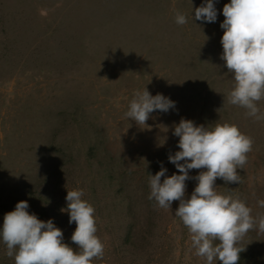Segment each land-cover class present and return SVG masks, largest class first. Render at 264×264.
<instances>
[{
    "label": "rangeland",
    "instance_id": "obj_1",
    "mask_svg": "<svg viewBox=\"0 0 264 264\" xmlns=\"http://www.w3.org/2000/svg\"><path fill=\"white\" fill-rule=\"evenodd\" d=\"M213 2L217 19L208 23L195 20L206 0H0V228L27 201L77 249V225L61 209L67 191L82 190L104 245L92 264H208L175 215L179 202L164 209L149 199L150 176L161 164L166 175L180 174L168 157L180 150L173 132L182 118L228 123L253 144L239 183L217 178L216 191L244 202L257 220L238 245V264H264V119L229 102L235 81L221 59L220 25L230 0ZM145 87L175 108L154 111L143 125L125 113ZM256 103L264 116V98ZM196 184L186 181V198ZM6 253L0 237V264H15Z\"/></svg>",
    "mask_w": 264,
    "mask_h": 264
},
{
    "label": "clouds",
    "instance_id": "obj_2",
    "mask_svg": "<svg viewBox=\"0 0 264 264\" xmlns=\"http://www.w3.org/2000/svg\"><path fill=\"white\" fill-rule=\"evenodd\" d=\"M222 12L225 19L220 25L224 30L221 59L235 81L229 102L246 108L247 114L257 120L264 119L258 115L256 103L264 98V0H230ZM216 19L213 0L195 8V20L213 23ZM176 22L183 25L187 21L177 13ZM173 108L174 101L159 93L153 96L145 87L135 93L125 115L146 125L154 111L167 113ZM173 134L179 137L180 150L168 159L180 174L166 175L167 169L161 164L160 171L150 176L149 199L164 209L179 202L175 215L189 229L196 255L206 258L208 264L214 260L238 264L240 253L245 250L238 245L257 220L244 202L219 194L216 180L239 183L237 169L247 162L253 141L236 125L217 123L209 128L184 118L174 126ZM193 169L201 171L193 177L189 175ZM190 179L197 184L190 198H186V181ZM82 196V190L67 191V209H61L69 213V223L77 225L71 240L78 251L64 243L62 230L51 219L40 220L28 211L27 201H20L4 215L0 228L7 256H14L15 264H92L94 258L102 259L104 245L96 235L95 209ZM258 203L264 207V200ZM258 227L264 232V217L259 218Z\"/></svg>",
    "mask_w": 264,
    "mask_h": 264
},
{
    "label": "trees",
    "instance_id": "obj_3",
    "mask_svg": "<svg viewBox=\"0 0 264 264\" xmlns=\"http://www.w3.org/2000/svg\"><path fill=\"white\" fill-rule=\"evenodd\" d=\"M133 228L132 225H129L128 228L125 231V242L128 241V239H130L133 235Z\"/></svg>",
    "mask_w": 264,
    "mask_h": 264
}]
</instances>
